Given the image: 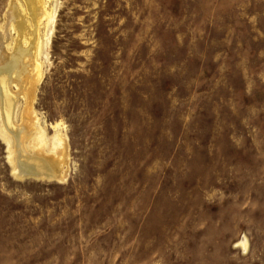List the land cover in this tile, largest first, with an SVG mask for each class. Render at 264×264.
<instances>
[{"label":"rangeland","instance_id":"374dc122","mask_svg":"<svg viewBox=\"0 0 264 264\" xmlns=\"http://www.w3.org/2000/svg\"><path fill=\"white\" fill-rule=\"evenodd\" d=\"M41 14L12 120L60 179L16 171L0 110V264H264V0ZM20 15L0 0L5 54Z\"/></svg>","mask_w":264,"mask_h":264},{"label":"bare ground","instance_id":"6f19581e","mask_svg":"<svg viewBox=\"0 0 264 264\" xmlns=\"http://www.w3.org/2000/svg\"><path fill=\"white\" fill-rule=\"evenodd\" d=\"M27 4L30 21L33 22L34 29H30L28 17L18 16V19H12L13 30L16 33L14 43L12 45L11 53H3V47L7 43L1 41L0 47V110L3 111L5 119V127L9 134L13 136L16 141V171L21 176H36L47 179H60L57 162L51 156L47 157L43 154L34 153L29 155L25 153L22 146L23 139L26 136L23 130L28 133L30 125L32 124L28 116H24V126L18 127L13 123L14 107L16 104L17 94L11 90L10 85L16 83L18 88L22 90L31 91L33 84L32 78L34 75L30 73L31 67L37 68L34 58L26 61V56H29V51L36 49V29L43 14V0H24ZM19 8L16 4H13ZM15 13L18 10L15 9ZM36 19V20H35ZM24 42H28V47L23 48ZM32 91L30 92V96ZM32 99V98H31Z\"/></svg>","mask_w":264,"mask_h":264}]
</instances>
